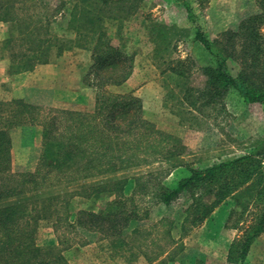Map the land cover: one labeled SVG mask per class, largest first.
Returning a JSON list of instances; mask_svg holds the SVG:
<instances>
[{
  "label": "trees",
  "instance_id": "16d2710c",
  "mask_svg": "<svg viewBox=\"0 0 264 264\" xmlns=\"http://www.w3.org/2000/svg\"><path fill=\"white\" fill-rule=\"evenodd\" d=\"M174 1L186 11L194 31L193 41L211 55L215 64L203 68L205 85L195 91L196 95L191 94L189 87H182L180 104L182 112L188 116L184 114L183 117L200 126V118L206 117L205 109L212 114L213 111L226 114V98L231 92H235L245 105L264 106V34L261 31L264 30V0H257L260 12L243 20L237 31L224 32L227 35L224 43L208 40L189 0ZM56 2L53 9L47 0H0V21L10 24L6 49H16L8 51L10 69L16 73L30 71L36 65L48 64L52 57L65 51L89 49L90 72L97 80L90 84L97 90L95 107L92 112L50 110L53 115L45 116L41 122V151L32 172L13 171L9 132L0 129V264H69L63 255L70 246L69 239H60V248L41 247L36 243L38 222L52 219L54 215L56 221L72 230L85 229L108 239L122 237L125 240L123 230L131 222H142L148 216V211L144 210V217H140L136 205L127 210V202L132 198L109 203L101 213L78 211L74 221L70 220V199L121 192L127 179L117 180L118 173L156 162H173L175 167L179 165L176 160L187 151L180 138L157 129L144 119L141 102L132 93L102 91L103 87L120 86L127 81L132 73L133 59L113 47L105 27L107 23L126 20L136 7L127 0ZM59 15L61 21L66 20L65 30L72 31L73 37L56 34L52 25ZM236 39L241 40L238 42L241 46L235 45ZM227 59L242 66L238 76L231 74ZM184 62L175 61L180 66ZM182 73L180 69L178 75ZM9 106H13L11 116L17 126L36 125L45 111L41 106L21 100H14ZM262 148L261 152L257 147L241 157L204 169H191L190 174L172 189L159 187L152 194L155 205L165 207L186 198L187 205L181 210L184 217L180 239L199 227L222 201L242 191L248 194L254 188L249 195L259 202L255 221L230 244L226 257L227 264L244 262L252 243L264 234V177L260 157L264 156V145ZM152 176L156 174L149 175L146 180L137 179L140 191L148 188L146 184ZM53 186L66 188V191L63 189L66 199L62 201L59 194L44 193L46 188ZM73 186L76 188L67 192ZM160 223L162 231L149 239L150 251L146 250V241L155 231L153 227L147 230L139 225L130 233L134 238H141L140 253L149 264L177 243L172 237L175 221L162 219ZM232 227L238 230V222ZM163 239L164 245H160ZM176 254L173 250L159 264L172 260Z\"/></svg>",
  "mask_w": 264,
  "mask_h": 264
},
{
  "label": "rangeland",
  "instance_id": "374dc122",
  "mask_svg": "<svg viewBox=\"0 0 264 264\" xmlns=\"http://www.w3.org/2000/svg\"><path fill=\"white\" fill-rule=\"evenodd\" d=\"M47 1L53 9L57 5V0ZM189 1L198 19V25L212 43L215 41L224 43L227 39L224 32L230 28L228 25H233L234 29L231 31H237L243 20L260 12L257 0H246L244 12L233 11V8L238 6V0H234L235 6H231V3L229 6L228 0ZM127 2L136 7L130 17L120 23H107L105 28L113 47L120 49L128 56H133L132 73L122 85L103 87L102 91L116 94L132 93L141 102L144 119L154 124L157 129L180 138L181 144L186 146L187 151L176 160L179 165L175 167L172 166L173 162H156L118 173L115 176L117 180L127 179L121 192L102 193L88 199L81 197L70 199V220L74 221L78 211L101 213L105 211L109 203L118 199L132 198V201L127 202V210L130 211L136 205L139 208L140 217H144V210L148 211V216L142 222H131L130 226L123 230L125 240L122 237L119 238L122 241L118 238L108 239L85 229L72 230L64 223L56 221L55 215L52 219L40 220L36 232L37 245L60 248L59 240L69 239L70 246L63 252L69 264H139L135 256L141 254V238L130 236L134 228L140 225V228L152 230L151 227H153L155 231L148 238L149 240L162 231V225L159 222L162 219H170L175 221L177 235L181 234L180 224L184 217L181 210L186 207L187 200L180 198L169 207L161 206L162 209H158L156 206L159 204L155 205L152 194L159 187L172 189L181 178L190 174L191 169H204L222 161L238 158L257 147L261 152L264 145V106L262 108L257 105H241L236 98L233 99L228 95L226 114L219 111H213L212 114L209 109H205L206 117L200 118V126L186 120L188 116L185 111L182 112L183 107L180 104L182 87H189L192 90L191 94L194 95H196L195 91L203 89L206 81L203 68L215 66L213 58L198 42L193 41L194 31L191 29L186 11L177 2L173 0H127ZM228 8H232V11L226 10ZM62 14L65 15V13ZM61 19L59 15L52 25L56 34L67 38L73 37L72 31L65 30L66 20L61 21ZM172 20L178 23L171 24ZM162 27H164L163 30L160 29ZM261 31L264 34V30ZM235 41V45L241 46L240 39ZM76 49L65 51L60 55L62 58L52 57L50 63L61 61L58 65L63 66L66 71L67 67H72L73 63L77 62L75 64L77 67H73L67 73V83L62 81V91L82 92L83 104L80 108L76 107L77 105L43 107L45 111L37 119L39 121L36 125L17 126L11 116L13 106H9L8 102L5 116H0V129L8 130V132L13 129L15 147H11V154L14 172H32L35 169L41 151L43 126L41 122L45 116L49 118L53 115L51 109L80 112L94 110L97 90L90 84L97 80L90 72L91 51L81 49L86 52L80 53L76 52ZM177 60H185V62L180 66L175 63ZM227 62L231 74L238 76L242 70L240 63L231 59H227ZM169 67H174L175 70H170ZM180 69L183 73L178 75ZM21 101L24 102L23 99ZM61 102L74 103L70 96L69 102L67 98ZM184 114L186 117H183ZM260 157L262 158L261 173L264 177L263 154ZM151 174L156 176H152L151 181L146 184L147 189L140 191L137 179L146 180ZM75 188L76 186L68 188L67 192L71 193ZM63 189L66 191V188L53 186L46 188L44 193L52 196L59 194L63 201L66 199ZM254 190V188L249 190L248 194L242 191L239 195L226 199L234 204L231 208L232 215L228 216V226L238 222V237L255 221L259 202L253 201L254 199L249 195ZM61 199H59V206ZM246 206H248L247 209L244 208ZM145 235L144 233L142 236ZM210 240L208 235L193 229L181 242L182 245L186 244L183 251L176 254L168 263L177 264L184 253L193 257L197 264H206V261L209 262L208 264L227 263L220 256L226 245L211 243ZM164 242L163 239L160 245H164ZM180 246L181 244L176 249ZM250 247L251 251L246 257L247 264H264V234H260ZM202 251H213L216 259L206 260V255Z\"/></svg>",
  "mask_w": 264,
  "mask_h": 264
},
{
  "label": "crops",
  "instance_id": "0c3cea01",
  "mask_svg": "<svg viewBox=\"0 0 264 264\" xmlns=\"http://www.w3.org/2000/svg\"><path fill=\"white\" fill-rule=\"evenodd\" d=\"M174 1V0H173ZM246 0H238V6L237 8H233V11L238 12H244L245 6L244 2ZM176 3V1H174ZM234 5V0H228V5L230 6ZM228 11H232V8L226 9ZM259 12V11H258ZM178 22L176 20H172L171 24H177ZM226 30H233V25L229 26ZM9 28L10 24L0 21V116H5L6 112V105L9 102H12L14 100H21L23 99L24 102L32 105H38L41 107H50V106H59V105H66L71 106L74 105L78 108L81 107L83 104L81 101L82 92H78L76 90L74 91H68L64 90L62 91V81L64 80V83H67V73H69L70 69L73 67H77L73 63L72 67H67L66 71L63 69V66L59 67L61 64V61L59 62H53L48 64H40L34 66V68L30 71H26L24 73H16L11 71V59L9 56L8 51H16V49L8 50L6 49L5 41L8 38L9 34ZM76 52H86L85 50L76 49ZM60 58H62L60 56ZM129 84V83H128ZM69 96L71 97L72 101L74 103H62L61 100L68 99L69 102ZM230 97H233V99L236 98L239 104L245 105L242 103V100L239 98V96L232 92L229 94ZM228 98V97H227ZM253 106H261L263 108V105L258 104H252ZM249 105V106H252ZM229 108V107H228ZM5 112V114H4ZM37 129V128H36ZM38 130V129H37ZM9 136L11 138V144L12 147H15L14 144V138H13V129L9 131ZM233 203H229L228 201L222 202L219 206H217L214 211L211 213V215L204 221L201 226L195 228L194 230H199L200 233H204L205 235H208V237L211 238L210 242L215 243H221L226 246L223 248L222 259L226 261V257L228 254V250L230 247V244L238 237L237 230L233 228L232 226H228V216L231 212V208L233 207ZM163 205L159 204L156 206L158 209L161 208ZM175 228L172 230V237L177 242L176 244H173L170 248H168V252L165 254H162V256L158 257L156 261L153 262V264H159V262L164 261L166 259L167 255L172 252L173 250H176L177 254L181 253L183 251L185 243L182 245L183 239L189 234L183 238L180 239V234L177 235L175 232ZM180 239V240H179ZM178 243L181 244L179 249H176L178 246ZM150 241H146V250L149 249L150 251ZM251 249V247H250ZM251 250H249L248 254ZM148 252V251H147ZM203 252V251H202ZM204 255H206V260L216 259L213 251H204ZM180 255V254H179ZM218 256V255H217ZM248 256V255H247ZM137 262L139 264H149V262L145 259V257L142 254H137L136 256ZM247 258L244 260L243 264H247ZM209 262L206 261V264ZM164 264H172L168 263L166 261ZM177 264H197L196 260L193 257H190L184 253L178 260ZM227 264V263H223Z\"/></svg>",
  "mask_w": 264,
  "mask_h": 264
}]
</instances>
